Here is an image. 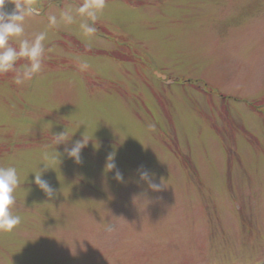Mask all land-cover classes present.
I'll list each match as a JSON object with an SVG mask.
<instances>
[{
	"label": "rangeland",
	"instance_id": "374dc122",
	"mask_svg": "<svg viewBox=\"0 0 264 264\" xmlns=\"http://www.w3.org/2000/svg\"><path fill=\"white\" fill-rule=\"evenodd\" d=\"M13 2L34 6L22 38L45 32L46 51L32 80L0 74L21 217L0 264H264V0H105L91 36L48 21L83 0Z\"/></svg>",
	"mask_w": 264,
	"mask_h": 264
},
{
	"label": "clouds",
	"instance_id": "9594fccd",
	"mask_svg": "<svg viewBox=\"0 0 264 264\" xmlns=\"http://www.w3.org/2000/svg\"><path fill=\"white\" fill-rule=\"evenodd\" d=\"M6 3H13L15 11L10 16L4 11ZM105 7V0H83L78 7L73 10L66 8L60 12L59 20L56 15L48 17L49 25L55 26L59 22L65 24H73L76 18L80 17L81 22L79 28L84 35L91 36L97 29L94 27L99 15L103 12ZM36 9L30 2H13V0H0V74L14 72L17 85H22L25 81H30L33 77L42 70V63L45 56L46 33L40 32L35 35L33 39L22 38L24 35V21L27 16L35 14ZM20 38L19 48L12 47L9 43L10 38ZM50 51V49H49ZM21 58L26 59V63L17 67V61ZM81 70H86L88 64L82 62L80 64ZM67 135L66 131L54 135L56 139V146L58 144H67L64 142V137ZM87 143L84 139L76 141L71 147L65 148V154L68 158L79 163L81 160V151ZM61 154L55 150L52 159H57L60 163ZM113 157H109L108 169H114L115 164L112 162ZM45 166V165H44ZM45 169H48L45 167ZM140 179L147 181L149 188L156 191L159 186L152 182L150 174L147 170H140ZM34 183L38 188L44 192L46 196L51 198L54 195V190L51 186L42 179V174H34ZM118 182H123V174L119 171L115 176ZM19 176L17 169L14 166H0V231L10 233L17 225L21 223V217L12 212V207L15 204L14 192L19 186Z\"/></svg>",
	"mask_w": 264,
	"mask_h": 264
},
{
	"label": "water",
	"instance_id": "95a60500",
	"mask_svg": "<svg viewBox=\"0 0 264 264\" xmlns=\"http://www.w3.org/2000/svg\"><path fill=\"white\" fill-rule=\"evenodd\" d=\"M157 77H158V78H161V79H165L164 76H161V75H159V74H157Z\"/></svg>",
	"mask_w": 264,
	"mask_h": 264
}]
</instances>
